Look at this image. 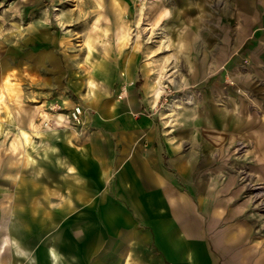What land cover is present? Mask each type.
Masks as SVG:
<instances>
[{"label":"rangeland","instance_id":"rangeland-1","mask_svg":"<svg viewBox=\"0 0 264 264\" xmlns=\"http://www.w3.org/2000/svg\"><path fill=\"white\" fill-rule=\"evenodd\" d=\"M231 7L232 0H0V239H14L0 264H69L72 181L79 195L105 188H88V177L67 165L64 137L122 135L137 121L150 133L179 135L222 83L209 74L219 64L193 75L200 57L215 52L210 42L221 34L231 42L234 30L247 31L233 28ZM226 42L224 60L233 45ZM238 136L223 147L246 181L254 141Z\"/></svg>","mask_w":264,"mask_h":264},{"label":"crops","instance_id":"crops-1","mask_svg":"<svg viewBox=\"0 0 264 264\" xmlns=\"http://www.w3.org/2000/svg\"><path fill=\"white\" fill-rule=\"evenodd\" d=\"M230 9L233 28L247 31L234 30L231 42L221 34L210 42L215 52L200 57L193 75L219 64L209 74L222 83L179 135L137 121L122 135L64 137L67 165L88 188H105L79 195L72 181L69 264H264V0H232ZM225 42L233 44L226 60ZM238 135L254 141L246 181L223 147ZM13 240L0 239L2 255Z\"/></svg>","mask_w":264,"mask_h":264},{"label":"built area","instance_id":"built-area-1","mask_svg":"<svg viewBox=\"0 0 264 264\" xmlns=\"http://www.w3.org/2000/svg\"><path fill=\"white\" fill-rule=\"evenodd\" d=\"M70 117H71L73 120L78 119V111L73 110V111L71 112V114H70ZM44 124H45V125H48V124H49V121L46 120V121L44 122Z\"/></svg>","mask_w":264,"mask_h":264},{"label":"bare ground","instance_id":"bare-ground-1","mask_svg":"<svg viewBox=\"0 0 264 264\" xmlns=\"http://www.w3.org/2000/svg\"><path fill=\"white\" fill-rule=\"evenodd\" d=\"M4 85V84H3ZM2 85V88L4 89V86ZM159 95V94H158ZM186 103H191V98H188L186 100ZM176 108H180L181 106L180 105H176L175 106ZM175 114V113H174ZM47 117V116H46ZM49 117V116H48ZM25 139H27V135H24Z\"/></svg>","mask_w":264,"mask_h":264}]
</instances>
